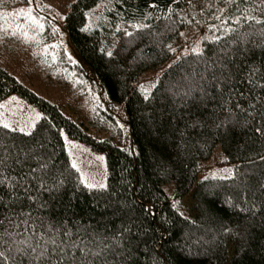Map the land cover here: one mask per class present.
I'll return each instance as SVG.
<instances>
[{
	"label": "trees",
	"instance_id": "obj_1",
	"mask_svg": "<svg viewBox=\"0 0 264 264\" xmlns=\"http://www.w3.org/2000/svg\"><path fill=\"white\" fill-rule=\"evenodd\" d=\"M196 4L227 30L145 93L136 82L196 25ZM62 26L127 133L94 137L0 66V102L15 93L42 114L29 133L0 123V264H264V0H68ZM61 130L103 153L105 187L80 180ZM216 146L235 175L199 178Z\"/></svg>",
	"mask_w": 264,
	"mask_h": 264
},
{
	"label": "rangeland",
	"instance_id": "obj_2",
	"mask_svg": "<svg viewBox=\"0 0 264 264\" xmlns=\"http://www.w3.org/2000/svg\"><path fill=\"white\" fill-rule=\"evenodd\" d=\"M68 0H35L32 6L16 1H0V66L24 87L57 105L61 112L82 121L87 132L98 139L127 133L123 105L114 109L108 106L92 82L82 76L80 62L68 47L62 26V17ZM203 4H196V25L180 33L172 45L171 57L145 72L136 82L145 93L154 86L157 77L182 55L198 52L205 40L223 35L226 22L216 16L207 20ZM33 10H31V9ZM36 11V12H35ZM207 20V21H206ZM79 69V74L75 71ZM42 117L40 111L15 93L0 102V123L22 133H29ZM61 137L71 165L78 171L80 180L94 188L106 186L107 170L103 153L70 138L63 130ZM235 175V164L229 162L219 146L210 158L201 163L199 178H230ZM172 184L164 191L170 199ZM192 191L182 199V208L191 213ZM181 210V213L190 217Z\"/></svg>",
	"mask_w": 264,
	"mask_h": 264
},
{
	"label": "snow or ice",
	"instance_id": "obj_3",
	"mask_svg": "<svg viewBox=\"0 0 264 264\" xmlns=\"http://www.w3.org/2000/svg\"><path fill=\"white\" fill-rule=\"evenodd\" d=\"M109 55H111V53H109ZM74 167H75V165H74ZM89 187H93V185H89ZM100 187H104V185H100ZM53 243H55V241H52ZM34 251H35V249H34ZM44 253L42 252L41 253V255H43ZM0 255H2V253H0Z\"/></svg>",
	"mask_w": 264,
	"mask_h": 264
}]
</instances>
